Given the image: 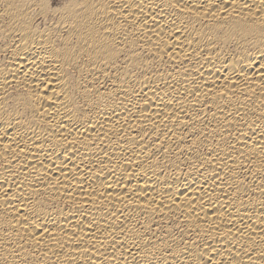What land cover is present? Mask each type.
Returning <instances> with one entry per match:
<instances>
[{"label": "bare ground", "instance_id": "bare-ground-1", "mask_svg": "<svg viewBox=\"0 0 264 264\" xmlns=\"http://www.w3.org/2000/svg\"><path fill=\"white\" fill-rule=\"evenodd\" d=\"M0 264H264V0H0Z\"/></svg>", "mask_w": 264, "mask_h": 264}]
</instances>
